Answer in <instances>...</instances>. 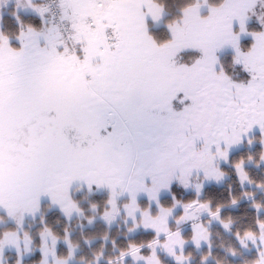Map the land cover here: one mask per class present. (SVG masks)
Returning <instances> with one entry per match:
<instances>
[{
    "label": "snow or ice",
    "instance_id": "snow-or-ice-1",
    "mask_svg": "<svg viewBox=\"0 0 264 264\" xmlns=\"http://www.w3.org/2000/svg\"><path fill=\"white\" fill-rule=\"evenodd\" d=\"M255 4L219 0L207 4L202 15L196 0L168 23L169 36L162 41L149 32V18L155 22L163 14L156 0H61L62 19L69 21L78 45L71 49L56 27L22 25L16 43L0 32V209L19 223L26 213L35 216L41 197L47 196L67 216L79 213L70 188L80 181L89 191L93 185L108 189L110 207L102 216L110 223L120 211L118 198L127 193L123 207L133 219L132 228H151L155 236L146 242L147 254L141 252L143 243L129 242L120 252V264L128 255L145 264H162L157 246L182 264L186 238L169 227L175 204H160V190H171L173 180L188 187L194 171L219 181L224 174L219 159L227 160L230 147L254 126L264 144V15L257 16L260 30L247 28ZM27 5L42 19L48 11L33 0ZM17 6H22L20 0ZM241 33L252 37L246 48L240 45ZM226 46L234 51V63L249 73L246 82L233 81L220 64L216 53ZM186 49L200 55L191 64H178L175 57ZM181 93L183 108L176 110L173 101ZM235 167L241 183L252 182L243 158ZM202 186L194 185L197 196ZM142 192L156 201L155 213L150 204L140 205ZM236 202L233 197L231 203ZM176 203L184 209L175 217L178 224L195 221L205 211L220 218L222 205L212 209L209 201L198 198ZM254 207L259 211L264 205L254 202ZM256 224L259 232L236 235L245 247L259 238L257 257L250 264H264V219L257 216ZM192 227L191 239L199 247L208 240V230L202 223ZM41 237L46 261L49 252L55 256L59 238L47 226ZM19 241L14 230L6 231L0 236V252L13 245L19 253ZM30 244L25 232L24 251H31Z\"/></svg>",
    "mask_w": 264,
    "mask_h": 264
},
{
    "label": "trees",
    "instance_id": "trees-1",
    "mask_svg": "<svg viewBox=\"0 0 264 264\" xmlns=\"http://www.w3.org/2000/svg\"><path fill=\"white\" fill-rule=\"evenodd\" d=\"M208 1L213 4L219 2V0ZM156 2L165 11L162 18L163 24L156 26L153 22L149 21V32L157 41H162L169 36L168 23L178 18L181 15V10L189 4L195 3L196 0H156ZM17 15L20 17L19 21L17 20ZM257 16L258 13L255 12V15H252L248 21L247 27L249 30L259 29L260 23ZM0 19L2 32L10 36L13 39V43H16L14 40L15 34L22 25L25 27L31 25L39 29L44 23L38 14L19 13L13 5L8 8L6 13L2 14ZM251 39L249 37L242 41L243 48L251 44ZM183 55L186 60H192L196 57L197 52L188 51L184 52ZM221 64L226 74L231 76L233 81L246 82L249 78V73L243 69L242 65L232 61L230 52L227 51L222 55ZM260 136L261 133L259 132L253 134L252 138L254 140L252 141L254 143L252 147H250V144H246L229 154L228 162L221 165V169L227 175L222 184H209L205 186L202 194L199 196L194 192H186L179 186L173 185V194L179 195L185 201L198 197L201 201H209L212 209H215L217 205H222L220 208L222 209L220 211L222 220L232 223L231 233L224 231L220 224L216 223L211 226L209 240L211 248L205 245L199 250L194 247L185 250V255L191 258L189 264H250L251 261L256 259L257 251H244L236 233L239 232L243 235L246 230L259 232L256 224L257 216L260 219H264V212L258 213L256 207H254V202L264 205V188L258 186L264 185V162L261 161V153L264 151ZM249 156H251V159H249ZM241 158L245 161L244 169L252 181L245 186L241 184L235 167V162ZM92 190L91 194L85 193V190L82 189L75 192V194L73 193L74 200L79 202L85 210L82 218L68 220L59 208L51 207L48 209L51 205L48 202L43 206L44 211H48L45 216L38 218L37 221L29 222L28 225L25 222L24 231L31 233L33 251L30 257L24 259L23 264H37L42 260L38 247L41 243L40 232L45 226L60 240H64L67 237L68 241H71V245L78 246L77 252H75L74 258L72 257L70 264H109V260L117 258L121 250L128 247L129 242L147 245L146 242L155 236V232L151 230H140L134 235L129 234L128 227L131 223H126L125 218L121 216L113 224L98 219L100 213L108 207L106 204L108 194L99 191L95 185L92 186ZM244 193H250V195H244ZM233 197L237 198L235 204L231 203ZM172 201L171 196H163L161 198L163 205L168 207L172 206ZM144 204L146 203L143 202V206ZM93 205H96V207L93 208ZM152 212L155 213L156 210ZM0 216H2L0 219L4 222L0 225V236L6 231H15L17 229L14 222L8 221V219L6 220L7 222L5 221L7 215L3 211H0ZM92 217L94 222L90 224L89 219ZM30 226H33L32 231L29 228ZM70 230L72 232L68 236ZM142 249L144 252L148 250L146 246ZM230 249H235L236 253L233 254ZM69 254L70 247L68 242L64 243L60 241L57 248L58 258H68ZM6 257L8 264H16L18 261V256L15 252L8 251ZM205 257H208L206 262H204ZM119 262L115 260L111 264ZM123 264L136 263L129 258L124 259ZM164 264L176 263L165 259Z\"/></svg>",
    "mask_w": 264,
    "mask_h": 264
},
{
    "label": "rangeland",
    "instance_id": "rangeland-1",
    "mask_svg": "<svg viewBox=\"0 0 264 264\" xmlns=\"http://www.w3.org/2000/svg\"><path fill=\"white\" fill-rule=\"evenodd\" d=\"M199 2L201 4V14L202 15H206L207 14V11H208L207 4H213V3H210L208 0H207V3H205L204 0H199ZM9 7L10 6L8 5V6L4 7V8H2V12L0 13V15L2 16V14L6 13V11H8V8ZM254 12H257L258 15H264V0H256V4H255V7H254ZM164 14H165V11L163 10L162 17L164 16ZM252 15H254V14L249 13L250 18L252 17ZM1 16H0V18H1ZM162 17L158 21H155L154 22V24L156 26H159V25H162L163 24ZM44 18L45 17H43V20H44ZM250 18L248 19V21L250 20ZM248 21H247V23H248ZM0 27H1V19H0ZM234 28H237L238 29V24H236L235 22H234ZM260 29H261V24L259 25V29L258 30H260ZM249 31H251V30H249ZM0 32H2V30ZM246 37H251V36L250 35H246L244 33H241L240 34V40H239V42H240V45L241 46H242V40L245 39ZM242 48H243V46H242ZM188 51L197 52L196 57H198L200 55V53L198 51H195V50H192V49H186L184 51H181L175 57L176 62L178 64H191L194 61V59L196 57L193 58L192 60H186L184 58L183 53L184 52H188ZM227 51L231 53V58H232V61L234 62V60H233L234 51H233V49L230 46H226V47L220 49L219 51H217V53H216V55L219 57L220 64H221L222 55L225 52H227ZM219 67H220V65H217V70H219ZM231 79H232V77H231ZM182 97H183V94L181 93L177 97V99L173 101V105L176 108V110H180V109L183 108V103H181ZM184 103H187V101H184ZM258 132L260 133L259 127L258 126H254L253 129L251 131H249V133L242 138V140H241L240 143L234 144V145H232L230 147L229 153H228V158H229V154L230 153H232L233 151H235V150L243 147L246 144H250V147H252L254 141H252L251 143H249V138L250 137L252 138L253 137V134L258 133ZM252 140H254V139L252 138ZM221 147H223V144L221 145ZM213 150H215V149L213 148ZM263 151H264V144H263ZM261 161L264 162V159H261ZM227 162H228V159L227 160L219 159V161H218L219 168L221 169V165L223 163H227ZM244 167H245V161H244ZM222 172L224 173L223 176H222V178L219 181H217L215 179H205L204 178V174H203L202 171L200 172L199 175H197L195 173V171H194L193 174H192V176L190 177L191 183H190V185L188 187H184L178 181L173 180V182L171 184V190L161 189L160 192H159V202H160V204L163 205V203L161 202V198L163 196H171L172 199H173L172 202H173V204H175V207L173 208V214L168 217V225L173 230H176L178 228L179 231L181 232L182 236H184L186 238V242L183 245V253L185 252V250H187L188 248H191V247H194V248H196V249L199 250L202 247H204L205 245H208L209 246V242H210L209 241L210 240V228H211L212 225H214L216 223L217 224H220L221 227L224 229V231H226L228 233H231L232 223L230 221H225V222H227L229 224V227L228 228H225L224 225L221 223V220H222V217L221 216H220L219 219H217V218L211 217L208 214V212L205 211V212L199 213V215H198V217H197V219L195 221L188 220V221H184V222H181V223L178 224L177 221H176V219H175V217L176 216H179L183 212L184 209H183L182 203H176V201H180V202H187V201H185L184 199L180 198L179 195L177 196L176 194H173V192H172L173 185L179 186L181 189L185 190L186 192H189V191L194 192L197 195V191H196V188L194 187V185L201 184L202 183L203 186H202V188L200 190V193H199V195H201L202 194V191H203V189H204L205 186H207L209 184H222L224 182V180L227 177V175H225V172L223 170H222ZM239 178H240V176H239ZM240 181H241V179H240ZM76 182L78 184H73V183H76ZM148 182L150 183L151 181L148 180ZM73 183H72L71 188H70V194H71V196H72L73 199H75L73 193L75 194V192H77L80 189L85 190V193L88 192L89 194H91L93 192V190L89 191L88 186L86 184H83L80 181H74ZM241 184L245 186V185L250 184V182L248 180H245ZM82 186H84V187H82ZM262 188H264V187H262ZM98 189H99V191H103V192H105V193L108 194V189L107 188L100 187ZM174 197H175V199H174ZM196 198H198V197H195V198H192V199H196ZM118 200H119L120 211H119L118 214L115 215L114 219H112L110 223L103 218L102 213L104 211L102 213H100V215L98 216V219H102V220H104L105 222H107L109 224H113L117 219H119L120 216L121 217H124L126 223H131V225H129V227H128L129 234H131V235H134V234L138 233L140 230H151V231H154L151 228H147L146 229L142 225L139 226V227L132 228L133 219H132V217L126 215L125 209L123 207L124 203L128 200V194L125 193L124 195L120 196L118 198ZM138 201H139V203H140V205L142 207L146 206V204H147V206L150 204L151 211H153V210H156L157 211L158 210L157 209V203H156V201L153 200V201L150 202L149 199H148V197H147V195L145 193H143V192L138 195ZM48 202L51 204L48 207V209L51 208V207H56V208H59L60 211H61V208H60V206L58 204H53V203H51L50 199L47 196H42L41 197V200H40V210L38 212H36L35 216L26 213L23 216L22 220H20L19 223L17 222L16 219H13V218L9 217L7 215V213L3 209H0L1 212L3 211L7 215V218L5 219V221L8 219V221H12V222H14L16 224V228L17 229L15 230V232L20 237V241H19V243H20V252L18 253L17 248L15 246H13V245H5L3 247L2 252H0V264H8L7 257H6V253L8 251L15 252L17 254L18 261L20 262V264H23V261H24L25 258H28V257L31 256V253L33 251V249H32V239H31V244H30L31 251H24V234L26 232V231H24V224L26 222V225H28L29 222H31V221H37L38 218H41L42 216H45L48 211H44L43 206H44V204H46ZM143 202L146 203V204H144V206H143ZM78 206L82 210L79 213L73 211L70 216H67L63 211H61V212L68 218V220H73L75 218H82L84 216L85 210L82 208V205L79 202H78ZM164 206L165 207H168L166 205H164ZM209 206H210V204H209ZM108 207H110V206L108 205ZM221 210L222 209H220V211ZM262 211L264 212V208L261 207L259 209L258 213H261ZM123 214H124V216H122ZM0 217H2V216H0ZM136 218H137V220H139V218H140V212L139 211L136 213ZM226 220H230V219H226ZM89 221H90V224H92L94 222L93 217L90 218ZM3 223L4 222H2V220L0 219V225L3 224ZM193 223H202L207 228V230H208V240L207 241L201 240L199 247H197V245L191 239V236H192V233H193V227H192ZM29 228L31 229V231L33 230V226H30ZM130 228H132L131 231L129 230ZM71 232H72L71 230L68 232V236L71 235ZM27 233L31 237V233L30 232H27ZM160 239L161 240L164 239V235L163 234H161ZM60 241H62L64 243L67 242L65 239L64 240L63 239L62 240L57 239L56 244H55V256H53V254L51 252H49V254L47 255L46 261H45V258H44L43 254H42V251H41V245L43 243L42 237H41V243H40V245L38 247V250L41 252L42 260L40 261V263H37V264H42V262H44V264H63V262H64L65 259H66V264H70L72 262V257L74 258L75 254H76L75 252H77L78 246L77 245H72V247L70 248V253L71 254H69V257L68 258H58V256H57V248H58V245H59V242ZM46 242H47V246L49 248H51L52 247V239H51V237H47V241ZM257 244H259V238H257ZM257 244H253L251 240H248L247 241V247H245L240 242V245L242 246L243 250L246 251V252H251L253 250L257 251ZM145 246H146V248L148 250H146L144 252L142 248L143 247L145 248ZM143 247L141 248V252L147 254L150 251V249L148 248L147 245H144ZM211 247L212 246H210V248ZM176 251L177 252H180V248L177 247L176 248ZM156 253L160 257V260H161L162 264H164L165 259L171 260V261H173L174 263L177 264V261L175 260V258L173 256L169 255L160 246H157L156 247ZM256 254H257V252H256ZM184 255H185V253H184ZM185 256H187V255H185ZM118 257L115 258V259H112L111 262L112 261H115V260L120 261L118 259ZM129 258L133 262H135L136 264H145V261L143 259L134 260L131 255L126 256L124 259H129ZM206 259H208V257H205L204 262H206ZM190 260H191V258L189 256H187V259H185L182 262V264H189ZM115 264H120V262L119 263H115Z\"/></svg>",
    "mask_w": 264,
    "mask_h": 264
},
{
    "label": "built area",
    "instance_id": "built-area-1",
    "mask_svg": "<svg viewBox=\"0 0 264 264\" xmlns=\"http://www.w3.org/2000/svg\"><path fill=\"white\" fill-rule=\"evenodd\" d=\"M44 7L48 9L46 12L52 25L60 30L63 34L65 42L69 48H74L75 43L73 41L72 29L70 23L66 19H62L61 0H41Z\"/></svg>",
    "mask_w": 264,
    "mask_h": 264
},
{
    "label": "crops",
    "instance_id": "crops-1",
    "mask_svg": "<svg viewBox=\"0 0 264 264\" xmlns=\"http://www.w3.org/2000/svg\"><path fill=\"white\" fill-rule=\"evenodd\" d=\"M33 3L35 4H39V5H42L41 1L40 0H33ZM20 4L22 6L18 7L17 6V0H0V13L2 12V8L6 7V6H14L15 7V10L19 13H26V14H29V13H34V14H37L36 12L33 11V9L27 5V0H20ZM43 6V5H42ZM1 16V15H0ZM44 23H43V26L40 27L39 29H47L49 27H53V25L51 24L50 20L48 19V17L46 16V14H44ZM163 18V17H162ZM149 21L153 22L150 18H149ZM148 21V22H149ZM154 23V22H153ZM0 31H1V27H0ZM13 40V39H12ZM15 40V39H14ZM78 47V45H77ZM60 261V260H59Z\"/></svg>",
    "mask_w": 264,
    "mask_h": 264
},
{
    "label": "flooded vegetation",
    "instance_id": "flooded-vegetation-1",
    "mask_svg": "<svg viewBox=\"0 0 264 264\" xmlns=\"http://www.w3.org/2000/svg\"><path fill=\"white\" fill-rule=\"evenodd\" d=\"M246 38H249V37H246ZM250 38H251V37H250ZM243 40H244V39H243ZM243 40H242V41H243Z\"/></svg>",
    "mask_w": 264,
    "mask_h": 264
}]
</instances>
